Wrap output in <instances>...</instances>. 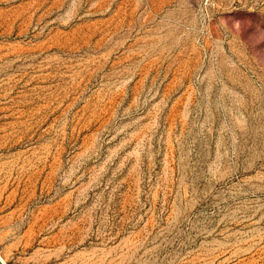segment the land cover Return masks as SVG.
<instances>
[{
    "label": "rangeland",
    "instance_id": "374dc122",
    "mask_svg": "<svg viewBox=\"0 0 264 264\" xmlns=\"http://www.w3.org/2000/svg\"><path fill=\"white\" fill-rule=\"evenodd\" d=\"M3 264H264V0H0Z\"/></svg>",
    "mask_w": 264,
    "mask_h": 264
},
{
    "label": "water",
    "instance_id": "95a60500",
    "mask_svg": "<svg viewBox=\"0 0 264 264\" xmlns=\"http://www.w3.org/2000/svg\"><path fill=\"white\" fill-rule=\"evenodd\" d=\"M0 264H3V261H2V259L0 258Z\"/></svg>",
    "mask_w": 264,
    "mask_h": 264
}]
</instances>
